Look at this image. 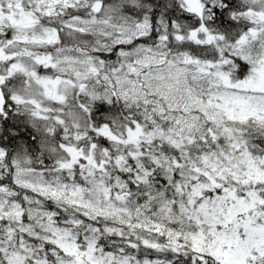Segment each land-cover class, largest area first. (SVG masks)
I'll return each instance as SVG.
<instances>
[{"label":"snow or ice","instance_id":"6c2138e0","mask_svg":"<svg viewBox=\"0 0 264 264\" xmlns=\"http://www.w3.org/2000/svg\"><path fill=\"white\" fill-rule=\"evenodd\" d=\"M0 264H264V0H0Z\"/></svg>","mask_w":264,"mask_h":264}]
</instances>
